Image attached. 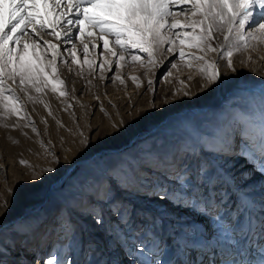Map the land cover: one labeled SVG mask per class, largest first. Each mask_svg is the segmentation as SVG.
Returning <instances> with one entry per match:
<instances>
[{
  "label": "snow or ice",
  "instance_id": "1",
  "mask_svg": "<svg viewBox=\"0 0 264 264\" xmlns=\"http://www.w3.org/2000/svg\"><path fill=\"white\" fill-rule=\"evenodd\" d=\"M177 5L181 6L179 14L184 17V23L177 19L178 13L174 11ZM217 35L223 37L221 58L231 67V58L241 46L247 49L250 40L264 42V0H0V115L26 118L24 102L10 81L25 94L30 89L42 93L50 88L65 95L63 89L56 87L64 84L59 76L58 62L75 64L81 71L86 64L95 71L96 57L93 55L89 59L90 43L93 53L100 48L101 57L107 54L115 58L114 61L104 58L98 65L101 71L106 66L111 71L113 63L123 67L122 61L144 66L145 56L147 63L154 65L156 55L164 50L178 54L189 67L191 61H203L199 70L215 83L220 79V72L217 64L207 61L206 56L208 52L217 51L212 46ZM77 41L84 56L83 64L78 56ZM115 78L124 83L120 76ZM260 96L258 113L240 121L245 140L241 151L247 154L250 163L259 164L258 171H264V90ZM28 99L33 100V97L28 96ZM232 136L231 129L223 133L216 149L221 156L227 157L234 151ZM207 150L203 145L201 152H197L194 145L187 143L176 147L160 144L145 150V157L136 158L135 163L126 162V167H116L111 172L130 176L141 186L150 187L154 197L164 204L176 205L172 199L175 195L191 200L193 207L211 206L222 185L235 178L229 174L226 163L216 167L203 158V151ZM148 157H154L160 166L146 165L144 160ZM111 172L94 178L88 185L89 203L99 209L92 215L93 222L103 227L105 208L114 217L107 230L110 243L103 249L98 245L89 247L83 264H264V204L261 205V218L258 221L250 218L251 234L243 232L241 239L229 241L233 250L228 258L210 248L207 252L189 250L182 253L181 260L174 261L163 250L144 251L146 245L140 238L136 213L125 209L123 202L115 207L118 201L114 195H109L114 192L113 183L119 186ZM142 172L146 175H141ZM242 178L247 177L242 175ZM60 223L65 227L71 221ZM71 230L75 231L74 226ZM10 255L13 258L9 260ZM119 256L123 259H118ZM0 264H41V257L29 256L26 251L13 253L0 245ZM43 264L81 262L71 257L62 259L53 251Z\"/></svg>",
  "mask_w": 264,
  "mask_h": 264
},
{
  "label": "rangeland",
  "instance_id": "2",
  "mask_svg": "<svg viewBox=\"0 0 264 264\" xmlns=\"http://www.w3.org/2000/svg\"><path fill=\"white\" fill-rule=\"evenodd\" d=\"M174 11L178 13L179 9ZM7 13L8 8L6 6L5 16H7ZM180 17L183 16L180 15L177 18ZM177 31H179V29H177ZM109 40H111L110 37ZM222 40L223 37L217 35L216 39L212 41V46L217 48V51L208 52L206 56L207 61L215 62L219 72H221L223 68L231 70L233 64L236 63H244L242 65L245 66V68L247 67V69L257 65V69H260L258 74L249 77V74L245 71L242 78L239 77L235 81H230L228 79L226 82L221 81L222 77L220 75V79L212 83L209 79L205 78L199 70L204 65L203 61H191L190 63L192 66L189 67L187 66V62L180 60L178 54L172 55L164 50L156 55V63L154 65H149L145 56L143 57L145 59L144 66L132 64L131 62L125 64L122 61L121 64H124L123 67H117L115 63H113L111 71L108 70L107 66L101 71L98 65L104 58H109L113 61L115 58L108 57L107 54L101 57L100 48H97L95 53H93L90 43L89 59H91L93 55L96 57L97 68L95 71L90 70L86 64H84L83 70L81 71L80 67L75 64L69 65L58 62L59 76L64 81V84H57L56 87L58 89H63L66 92L65 95H60L59 91L53 92L50 88L45 89L42 93H37L30 89L29 92L25 94L20 91L15 83L10 81L9 83L16 88L17 93L24 102V115L26 118L0 115V139L5 140V138H7L5 142H10V144L13 139L15 142L14 144L22 143L21 140H23V136L21 134H17L13 137V133L8 132L11 131L9 129L11 126L23 125L24 132L29 135L27 137V142H33V145H31V149L27 151L20 150L19 154L4 152L0 147L1 157L13 161L27 177L29 173L38 174L40 172L36 168L28 170V165L24 161L25 157L28 160L30 157L35 158L37 162L43 165V167L42 165L39 166L38 163L40 170H43V174L39 177L47 179L52 173L62 171L67 166V163L71 160L73 155L71 154L73 147L71 143L80 140L81 144L84 146L87 144V146L95 148V151H100V153H102L100 154L102 155L101 159L107 166V175H109L113 168L120 166L126 167V162L131 161L135 163L136 158L145 157V150L152 146L167 144L169 147H176L182 144L183 142L180 141L179 134L172 136L175 133L170 134L165 130L155 132L154 122H156L160 115H164L165 112H169L177 106L183 107L191 103H198V101H200V109L202 110L198 112L193 120L197 122L198 125H202L203 127L211 126L210 128L213 129L212 133H207L205 136L202 134L203 138H199L200 146L203 145L208 149L207 151H203V158L208 160V154L212 156H221L216 151L218 148L216 146L219 145L223 133L229 129L233 130L231 142L234 144V149L241 151L244 145V139H242L243 124L240 123V115L237 112L225 110V107L220 103L221 100L219 101L220 96L218 94L222 89H233L242 84H251L254 88L253 90H256V92L259 91L261 93L262 90H264V42L250 40L247 49L241 46L240 50L235 52L232 56V65L229 67L227 61L221 58L220 55V48L224 46ZM85 42L89 41L86 40ZM97 44L102 45V42L97 41ZM233 44L235 46L236 42L234 41ZM76 47L79 59L83 64L84 56L83 53L79 51L81 45L78 41L76 42ZM166 47L167 46H165V48ZM186 51H189V49H186ZM190 51L196 52L195 49H191ZM249 52L251 54H249ZM200 54L201 53L197 52V55ZM69 68H71V71ZM116 76H120L124 83L116 79ZM132 77L138 79L133 81ZM205 80L207 83L214 85L219 83V87L218 85L217 88L216 86L213 87L212 96L203 99L204 96L199 98L201 92L196 88H198V84L199 88L202 86L206 88L208 84L205 83ZM149 81H152L151 87L149 86ZM248 81H250V83H248ZM202 82L204 83L202 84ZM194 89H196V91ZM216 89H218V93L215 95ZM28 96H32L33 100H29ZM195 98L199 99L193 100ZM2 132H6L5 138ZM135 135L138 136L134 138ZM73 144L76 146V143ZM234 151L231 155L227 156H231L229 158L231 161H227L226 167L229 174L235 179L230 181V183L227 182L222 185L220 192L216 194V200H218L217 205L215 202V204L211 206H205L204 204L197 206V212L199 213H197V219L202 220L203 215L206 214L216 219L219 218V220H214L223 225L222 221L226 216H229V214L222 213L221 211H226V208L229 207L228 209L231 211V215L241 213L242 209H238V205H227V200L224 199L225 196L230 199L231 196L229 194L235 184H232L231 188L229 184L234 181L237 182L238 186H241L242 189L240 191L248 194V197H250L252 201L256 197H258L259 200H264L260 199L264 196L263 179H261L260 182L257 180L247 182V180H252L259 174L264 176V171H258L257 169L260 167L259 164L255 161L250 163L246 153H242L241 151V154L233 155ZM197 152H201V149ZM237 157L241 158V161L236 165L235 161ZM21 161L24 163H21ZM210 162L216 166L212 161ZM144 163L152 168H158L160 166V162L156 161L154 157L145 158ZM245 166L248 167V171ZM240 167L245 168L242 173L247 172L243 175L247 177L246 179L242 178L240 175L241 173H237ZM50 172L52 173L50 174ZM111 174L119 181V184L124 185L121 194H109L114 195L118 201L115 207H120L121 205L119 202H123L125 209L136 213L135 220L140 229V238L144 242V245H146L144 249L145 252L149 249H153V244L156 248L155 250H159L156 245L161 247V241L165 242L169 240V238H164L167 234V222L163 214L159 213L162 211V208H159L157 205V210H151V207L141 209L137 205H134L133 202L125 199L130 192L142 196L152 194V197H154L152 189L148 186H141L130 176L116 175L115 172H111ZM140 174L146 175V173L143 172ZM96 177L99 176L80 166L76 167L68 177L64 176L61 172L58 178L51 183L54 186L60 185L58 194L63 196L67 202L61 207L59 203L56 205L55 203L49 205L47 203L48 199L43 197L40 193V189L33 192L29 191L28 195L25 197V201L31 202L30 207L32 209H28L27 207L19 212L16 205L9 206L5 200L0 198V245H3L5 248L13 247L10 249L13 253L20 251L22 246L25 245L27 247L26 252L32 253V250H34V255L41 257L42 262L49 257L51 252L55 251L62 259L71 257L74 260H79L81 264H83L85 257L89 255L87 251L89 247L98 245L103 249L106 243H110L107 230L111 227L112 220H114L109 210L105 208L103 210V227L94 223L95 228H93L95 232L99 230V228L104 231V241L99 242L90 231H85V229H83L81 223L75 219L70 212L73 208H79L80 210L78 211H80L81 214L88 216L94 215V211L99 210L98 207L94 209V206L89 203V199L86 197L89 193L88 185L92 183L93 179ZM8 181L9 178L6 177V171L5 175L1 173L0 189H3ZM112 187L113 189L115 188L114 184ZM75 195L79 196L77 197ZM172 199L176 201V205H173L172 211H174L176 207L180 208L178 205H184V202L186 203L185 207L193 204L191 200L187 198H178L175 195ZM79 202H81L83 207L78 206ZM242 204L243 203H240V205ZM149 205L146 203V207ZM244 205L245 203L243 206ZM255 205H257V202H255ZM215 208L217 211H215ZM259 209H261L260 206ZM212 210L215 212L212 213ZM231 215L229 216L231 220V224L229 225H234L238 222L236 219L240 218V216L236 215L234 219ZM222 216L224 217L222 218ZM145 217L147 218L146 220ZM189 219L190 218H187L186 220ZM68 220L71 221V224L65 226L66 228L61 230L62 226L60 222ZM208 223L210 222L205 224V230L210 229L209 233H212L213 229L214 232L212 235L213 237L216 236L214 239L211 237V234L206 235L204 232L195 229V227L191 230H185L187 234L185 235L190 238V241L192 240L194 244L202 247V250L206 249L203 252H207L210 248L227 243L225 240V232L219 231L217 228L214 229V225L211 226ZM73 226L75 228L74 232L71 230ZM172 227L171 231H173V229L175 230L177 225ZM188 228H190V226ZM169 235L170 237L174 236L171 234ZM208 236H210V239H208ZM237 236L238 235H235V237ZM202 237L203 240L200 239ZM198 239L204 242H200ZM4 241H7V247L4 245ZM218 242H220V244L215 245ZM137 243L139 244V241ZM175 244L176 243L172 240L168 248L163 244L160 250L169 253L171 258H173V253L178 250ZM191 247L193 246H189V249ZM171 250L173 252H171ZM199 250H201V248H199ZM117 258L122 259L123 256Z\"/></svg>",
  "mask_w": 264,
  "mask_h": 264
},
{
  "label": "bare ground",
  "instance_id": "3",
  "mask_svg": "<svg viewBox=\"0 0 264 264\" xmlns=\"http://www.w3.org/2000/svg\"><path fill=\"white\" fill-rule=\"evenodd\" d=\"M180 7H181L180 5L175 6L174 10L179 9ZM177 15H178L177 17L180 16V14H177ZM177 19L181 23L185 22L183 17H180ZM222 43H223V40H222ZM249 54L251 53L249 52ZM249 54L247 55L250 56ZM242 64L241 63L233 64V68L231 70L224 69V68L221 69V72H220V75L222 77L221 81L226 82V80L228 79L230 81L231 80L235 81L239 77L242 78L244 76L243 73L245 71L249 74V77H253L255 74H258V71H260V69H257L258 68L256 67L257 65L252 66V68L250 69H247V67L245 68V66H243ZM250 81H248V83H250ZM203 83L204 82H202V84ZM205 83L208 84L206 85V88H203V86L199 88V84H198V88L193 87V88L200 90L201 95H199V98H202V96H204L203 99L207 97H211L212 92H213V87L216 86L217 88V85L219 87V83L214 85L211 83H207L206 80H205ZM196 89L194 90L196 91ZM253 89L254 88L251 86V84H247V85L242 84L233 89L232 88L227 89V90L222 89L218 94L220 96L219 101L221 100L220 103L222 106L225 107V110L237 112L240 115L239 117L240 120L242 119L247 120L248 115H253V114L258 113L261 107V103H260L261 93L259 91L256 92V90H253ZM217 93H218V89H216L215 95ZM199 98H195L193 100H198ZM200 108H201L200 101H198V103H191L183 107L177 106L173 110L169 112H165L164 115H160L159 118L156 120V122L158 123L154 122L155 123L154 128L156 129L155 132H160V131L165 130L167 131V133H170V134L175 133L172 136L179 134L180 141H182L183 143L186 142L189 145H194L198 151L200 149V139L199 138L200 137L203 138V135L205 136V134L213 132V129L210 128L211 126L203 127L202 125H198V123L193 120V118L197 116L198 112L202 110ZM23 128H24L23 125H15V126L9 127L11 131H9L8 133H13V137L16 136L17 134H21L23 136V140H21L22 143H18V144H14L15 143L14 139L12 140L11 144L10 142L6 143L5 142L7 140V138H5L6 132H2L5 140L0 139V147L1 149L4 150V152H8L10 154H19L20 150L27 151L28 149H31V145H33V142H27V137L29 135H27V133L24 132ZM137 136L138 135H135L134 138ZM73 143H76V146ZM243 143H245L244 140H243ZM71 146H73L71 150V154L73 155L71 157V160H69V162L67 163V166L62 171H58L59 173L57 171L54 173L50 172V174L51 173L52 174L47 179H42L39 177L41 176V174H43V170H40L39 168V166H41L42 164L40 162H37L35 158L30 157L28 160L25 157L24 161L28 165L27 167L28 170H32L33 168H36L40 172L38 174L29 173V176L27 177L20 170V168L16 166V164L13 161L9 160L7 157H6L7 159H3L0 155V160H1L0 161V172L3 173V175H5V171H6V177L9 178V181L6 182V186L3 189H0V198L5 200L9 206L16 205L19 209L18 210L19 212L23 208H27V207L28 209L31 208L30 207L31 202L25 201V197L26 195H28V192L29 191L33 192L35 190L40 189V193L43 195V197L48 199L47 203L49 205H51L52 203H55V205L59 203V206L61 207L62 205H65L67 202L63 196H60L58 194L60 185L54 186L51 184L53 181H55L58 178V175H60L61 172L63 173L64 176L68 177L71 175V173L74 171L76 167L80 166V167H83L85 170H89L93 172L99 177H103L107 175L108 168L102 162V159H101L102 155H100L102 153H100V151H95V148L91 146H87V144H85L84 146L83 144H81L80 140H76L75 142H72ZM234 150L235 151L233 155L241 154V151H237V149H234ZM207 157H208V160L212 161L217 167L224 165L225 163H227V161H231V159H229L231 156L230 157L215 156V155L212 156L208 154ZM236 159L237 160L235 161V164L237 165L241 161V158L237 157ZM38 163H39V166H38ZM244 169H245L244 167L243 168L240 167L237 170V173L238 174L241 173L240 174L241 176L244 175L245 173H247V172L242 173ZM246 170L248 171V167L246 168ZM261 179H263L264 181V176H261L259 174L254 179L247 180V182H250L253 180H257L258 182H260ZM115 180L118 181L117 179ZM50 184L52 185V189H51ZM113 184L115 186L113 194L114 193H117L118 195L121 194L123 192L124 185L119 184V186H117L116 183H113ZM232 184L233 183H231L230 185ZM241 189H242L241 186L234 185L229 194L231 196L230 199H228L227 196H225L224 198L227 200V205H230V206L238 205L239 206L238 209H242L240 214L243 216L240 219V221L238 220V222L234 225L233 224L229 225L231 224V220L229 217L231 215L230 211L226 212L227 214H229V216H226L224 220L222 219L224 216H222L221 219L223 220L222 221L223 225H221V223L215 221L212 217L206 214L203 215L202 220L197 219V213H198L197 206L195 207L191 205L190 206L188 205L187 207L180 206L181 211L179 207H176L175 210L172 211L174 207L172 204H164L160 200L156 199L155 197H152V194L142 196V195H137V193L133 194L130 192L128 197H125V199L130 202H133L134 205H137L141 209L151 207V210L153 209L157 210L156 209L157 205L159 206V208H162V211H160L159 213L163 214L167 222V234L166 235H169V234H171L172 236L174 235L173 237H170V240L168 242V247L169 245H171L172 239H173V242L179 244V246H177L178 250L174 252L176 255L175 257L177 258V261H179L183 258L182 253L187 252L189 250H193V249H199V248H201V250L203 249L199 245L194 244L192 240L190 241V238L186 236L187 234L185 230L187 229L191 230L193 227H195V229L204 232L206 235L211 234V237L214 239L216 237V236L213 237L212 235L214 230L212 229V233H209L210 229L205 230V224L207 222H210L208 224H210L211 226L214 225V229L217 228L219 231L225 232V240L226 242H229L230 240L235 239V238L237 240L241 239V234L243 232H246L244 231V229L246 227L248 228L249 223H251L250 218L251 220H256L257 217L255 214L257 212L259 213V216L261 218V215H260L261 209H259V207L255 205V202L261 203L259 202L260 200L258 199V197H256L252 201L251 198L248 197V194L244 193L243 191H240ZM238 195H239L238 197L239 201L237 199ZM75 196L78 197L79 195H75ZM86 197H89V193L87 194ZM262 202L263 203L260 204V207L262 204H264V200ZM146 203L150 205L146 207ZM240 203H243V204L245 203V205L244 206L243 204L240 205ZM69 204H70V201H69ZM78 206L83 207L81 202H79ZM78 210L80 209L73 208L70 212L74 216V218L77 219L81 223L85 231L86 230L90 231V233L94 235L97 241L103 242L104 235H105L104 231L101 230L100 228L96 232L94 231L93 228H95V226H94V222L92 219V215L84 216L85 214H81L80 211ZM187 218H190V219L186 220ZM174 225H177V228L174 230L175 233L172 234L173 231L171 230L173 228L172 226ZM189 226L190 228H188ZM63 228H66V227H61V230ZM177 234H179L180 236H178ZM235 235H238V236L235 237ZM208 239H210V236H208ZM182 242H184V244L186 245L183 251L180 250V243ZM3 243L7 247L8 245L7 241H4ZM218 244H220V242H218L215 245H218ZM189 246H193V247L189 249ZM11 248L13 247H8V249H11ZM153 249H156L154 247V244H153ZM213 249H216L217 251H219L220 246L213 247ZM205 250H202V252ZM24 251H27V247L25 245L22 246V249L20 250V252L23 254ZM27 254L29 256L33 255L32 253H27ZM228 257L229 256L227 255L225 258H228ZM12 258L13 256L11 255L7 257V259H12ZM41 264H43L42 261H41Z\"/></svg>",
  "mask_w": 264,
  "mask_h": 264
}]
</instances>
